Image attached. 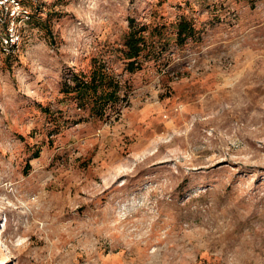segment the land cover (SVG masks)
<instances>
[{
	"label": "rangeland",
	"instance_id": "374dc122",
	"mask_svg": "<svg viewBox=\"0 0 264 264\" xmlns=\"http://www.w3.org/2000/svg\"><path fill=\"white\" fill-rule=\"evenodd\" d=\"M0 264H264V0H44L0 48Z\"/></svg>",
	"mask_w": 264,
	"mask_h": 264
},
{
	"label": "built area",
	"instance_id": "2783aa9c",
	"mask_svg": "<svg viewBox=\"0 0 264 264\" xmlns=\"http://www.w3.org/2000/svg\"><path fill=\"white\" fill-rule=\"evenodd\" d=\"M44 0H0V48L5 54L18 51L34 8ZM39 7V8H38Z\"/></svg>",
	"mask_w": 264,
	"mask_h": 264
},
{
	"label": "trees",
	"instance_id": "16d2710c",
	"mask_svg": "<svg viewBox=\"0 0 264 264\" xmlns=\"http://www.w3.org/2000/svg\"><path fill=\"white\" fill-rule=\"evenodd\" d=\"M41 10H36L37 8H34L33 10V14L31 16V19L29 21V27L31 26V24H34V21H36L37 19H42V15H43V9H44V1L42 2L41 4ZM39 8V7H38ZM179 27V31H178V35L180 37V40L183 41L185 36H183V33H187V31L190 30V26L188 25V23L186 21H181L178 25ZM140 39L141 37L140 36H136V33L135 32H131L130 35L128 36L127 38V47H128V51H127V57L130 58V59H133V58H136L140 52L142 51V45L140 43ZM13 54H16V52L14 53H10V54H7V55H13ZM128 68L130 71H133L135 69L134 67V61L131 60L129 62V65H128ZM96 83L98 84H101L100 82L97 81V78L96 76H94L90 82L84 84L85 86V93H87L86 96L84 97H87L88 99H91L94 103H96L94 106H98V101L101 100L102 101V98H103V95H99L97 94V85ZM89 94H92V95H89ZM112 94H106L104 96H111ZM27 167H29V165H27Z\"/></svg>",
	"mask_w": 264,
	"mask_h": 264
}]
</instances>
